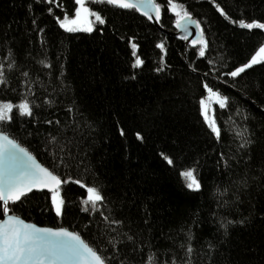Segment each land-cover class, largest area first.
<instances>
[{"label":"trees","instance_id":"obj_1","mask_svg":"<svg viewBox=\"0 0 264 264\" xmlns=\"http://www.w3.org/2000/svg\"><path fill=\"white\" fill-rule=\"evenodd\" d=\"M155 2L166 29L178 19L171 3L197 19L204 57L202 44L164 34L134 8L86 1L104 23L94 17L91 32H68L59 21L75 14V0H0V103L26 97L34 112L14 109L0 131L70 178L59 190L61 216L51 193L35 191L10 202V213L79 234L107 264H147L153 254V264H264V63L228 75L264 45V30L232 21L264 22V0ZM205 85L227 98L214 109L220 139L201 114ZM190 168L199 192L180 175ZM81 184L105 196L99 211L83 203Z\"/></svg>","mask_w":264,"mask_h":264},{"label":"snow or ice","instance_id":"obj_2","mask_svg":"<svg viewBox=\"0 0 264 264\" xmlns=\"http://www.w3.org/2000/svg\"><path fill=\"white\" fill-rule=\"evenodd\" d=\"M49 4L53 0H47ZM79 5L78 10L75 13L74 19H69L67 14L60 22V27L64 28L68 32L73 31H88L91 32L92 22L88 21V27L80 28L73 27L77 25L79 18L82 16H94L95 20L100 24L104 23V20L100 15L90 12L89 8L85 6V0H75ZM94 0H87L88 4L93 3ZM103 2L111 5H116L121 8H139L138 4L129 3L127 0H103ZM171 3V0H169ZM145 8H150L155 11L156 19L160 18V6L154 2V0H140ZM171 8L175 15L178 17L176 26L178 28L183 27L187 31L189 24H193L195 28L200 29V38L193 40L192 43L202 44L203 47L199 50V56H205V49L207 48V42L204 40L203 29L200 28V23L194 21L190 13L183 8L182 5L171 3ZM179 9V10H178ZM218 11L221 15H224L226 19H230L227 14L220 9L217 5ZM51 11V9H49ZM149 15L147 11L144 13ZM151 19L152 17L149 16ZM186 21L187 23H182ZM238 23L240 28L243 29H259L264 30V22H245L244 20L232 21ZM185 39L187 37H184ZM163 48V45H158ZM136 45H133V49ZM135 54V53H134ZM9 55H11L9 53ZM43 63V62H42ZM264 63V46H261L257 53L253 55L250 61L228 73L231 77H239L241 73H244L246 69L252 68L253 65ZM143 64V61L137 57L134 67H139ZM12 67L11 64L8 65ZM27 76L28 73H23ZM7 80L4 73V65L0 64V84H6ZM210 97H215V102L218 103L219 108L223 109L227 106V98L221 97L218 92L213 91L208 85H205ZM14 109L20 116L31 117L34 115L33 106L31 102L24 98V102L14 105L11 102L0 103V122L11 121L14 117ZM71 111V109H70ZM201 112L202 116L207 123L208 127L215 134L217 139L221 137V128L217 124V118L213 114L209 115L208 107L204 100H201ZM47 123L51 124L52 121ZM56 123H59L57 121ZM124 135L123 129L120 132ZM138 139H143L139 133H137ZM52 142L56 141V137L51 138ZM248 140H243L240 147H245ZM162 157L170 166H174V160L161 153ZM223 158V157H222ZM225 162V167H227ZM182 179L185 182V187L193 192L201 191L202 185L198 179V173L195 168L185 169L180 172ZM70 182L69 180H61L60 177L55 175L49 169L42 167L36 162L26 149L20 147L13 139H10L8 135L0 134V208H2L3 214L7 217L5 220L0 221V264H107L108 258H105L96 249L85 243L79 234L73 233L67 230L53 231L47 228H38L34 225L25 223L14 215H8L11 211L9 203L23 202L22 198H27V195L33 190L48 189L52 193V202L55 207L57 216L63 214L65 206L64 200L60 196V187L62 184ZM80 183V181H73ZM245 183L246 181H241ZM81 187H86L81 184ZM227 190L225 189V192ZM86 198L83 203L90 205L92 211H99L100 205L105 202V196L102 192L94 187H86ZM223 194V193H222ZM84 211H88L89 208L85 207ZM103 215V213H101ZM107 221L108 217H104ZM112 224H119V221H111ZM229 223H232L229 221ZM226 227V225H225ZM191 240V235H189ZM131 239V237H129ZM183 247V245H181ZM193 251L191 245L187 247V254H191ZM155 259L154 254L148 258L147 264H153ZM171 264H176V260L173 258Z\"/></svg>","mask_w":264,"mask_h":264},{"label":"water","instance_id":"obj_3","mask_svg":"<svg viewBox=\"0 0 264 264\" xmlns=\"http://www.w3.org/2000/svg\"><path fill=\"white\" fill-rule=\"evenodd\" d=\"M127 2L129 3H134V4H138L139 5V8H134L135 10L138 11V13H140L143 17H145L151 24H153L155 26L156 29H158L159 31L163 32L164 34L168 35V36H172V37H176L178 39H181V40H185L186 43L190 44L191 46H194L192 41L193 40H198L200 38L199 34H200V29H197L195 28V26L193 24H189L188 27H187V31L183 28V27H180L178 28L176 26V21L174 23V28L173 29H166L164 27L161 26L159 20L156 19V13L154 10L150 9V8H145L142 4H140V0H127ZM155 2V0H154ZM156 3V2H155ZM157 4V3H156ZM145 11H147L149 13V15H145ZM149 16H151L152 18L150 19ZM192 19L194 21H197V19H195L192 15H191ZM182 23H187L186 21L182 22ZM201 28V26H200ZM184 37H187L186 39ZM199 44H196L195 46H197ZM0 134H3V135H8L7 133L3 132V131H0ZM9 136V135H8ZM10 139H13L12 137L9 136ZM14 140V139H13ZM15 141V140H14ZM20 147L24 148L23 146H21L17 141H15ZM25 149V148H24ZM27 150V149H26ZM28 151V150H27ZM29 152V151H28ZM30 153V152H29ZM31 154V153H30ZM32 155V154H31ZM33 156V155H32ZM35 157V156H33ZM36 159V162L38 164H40L42 167H45L42 163H40L37 158L35 157ZM46 168V167H45ZM48 169V168H47ZM35 192H47V193H51L48 191V189H43V190H33ZM30 194V193H29ZM8 215H14L16 217H18L19 219L23 220L25 223H28V224H31V225H34L38 228H47V229H51L53 231H58V230H67V231H70V232H73L67 228H62V227H49V226H42V225H38V224H35L34 222H30V221H26L25 219L21 218L20 216L18 215H15L13 213H8ZM7 217L4 215V217L0 220H5ZM75 233V232H73ZM82 239V238H81ZM83 240V239H82ZM84 241V240H83ZM85 242V241H84ZM86 243V242H85Z\"/></svg>","mask_w":264,"mask_h":264},{"label":"rangeland","instance_id":"obj_4","mask_svg":"<svg viewBox=\"0 0 264 264\" xmlns=\"http://www.w3.org/2000/svg\"><path fill=\"white\" fill-rule=\"evenodd\" d=\"M86 1H87V0H85V6L89 8V6L87 5ZM78 8H79V5H77V9H76V11L78 10ZM76 11H75V13H76ZM89 11L92 12L90 8H89ZM68 17H69V19H74V18H76V17H75V14L72 15V16H68ZM61 20H63V18H62ZM61 20L59 21V23L61 22ZM89 20L92 22V28H93V25H94V22H93V21H94V16H87V15L82 16L81 18H79V20H78V24H77V25H72V26H73V27L86 28V27H88V21H89ZM263 46H264V45H263ZM205 90H206V91H205V96L202 98V100L205 101V103H206V105H207V107H208L209 115L212 116V115L214 114L215 106H216V105L219 106V105H218V103L215 102V97H210L206 88H205ZM200 108H201V103H200ZM201 114H202V112H201ZM202 117H203V116H202ZM203 119H204V118H203ZM204 121H205V120H204ZM206 124H207V123H206ZM59 192H60V191H59ZM60 196H61V195H60ZM51 197H52V193H51ZM51 200H52V199H51ZM52 203H53V202H52ZM53 207H54V204H53ZM54 210H55V207H54Z\"/></svg>","mask_w":264,"mask_h":264}]
</instances>
